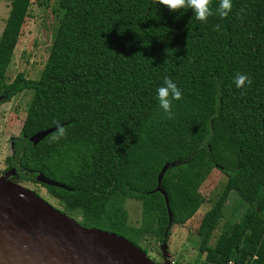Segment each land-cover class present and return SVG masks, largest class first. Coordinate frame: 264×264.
<instances>
[{"label":"trees","instance_id":"trees-1","mask_svg":"<svg viewBox=\"0 0 264 264\" xmlns=\"http://www.w3.org/2000/svg\"><path fill=\"white\" fill-rule=\"evenodd\" d=\"M7 1L0 105L32 93L6 158L15 178L37 183L42 174L65 186L41 185L85 229L114 233L137 248L144 234L156 235L164 261L168 214L155 191L163 167L170 229L194 216L205 201L199 188L218 170L226 182L197 227L198 255L203 264H264V0H232L225 19L216 14L219 0H211L213 15L204 23L191 10L169 12L152 0H58L63 14L39 79L19 73L10 83L6 71L31 0ZM237 74L251 83L238 89ZM165 77L182 94L172 102V119L157 99ZM58 126L63 138L52 139L56 129L29 141ZM231 192L246 209L210 246ZM127 199L141 203L139 227L127 223Z\"/></svg>","mask_w":264,"mask_h":264},{"label":"rangeland","instance_id":"rangeland-1","mask_svg":"<svg viewBox=\"0 0 264 264\" xmlns=\"http://www.w3.org/2000/svg\"><path fill=\"white\" fill-rule=\"evenodd\" d=\"M7 1V0H5ZM0 0V36L6 18L9 15L10 1ZM58 0H31L28 16L21 28V34L13 52V58L6 71V82L10 83L22 73L26 79L38 80L53 43V34L58 24L62 10L57 7ZM30 91L15 95L10 101L0 105V179L8 180L25 188L40 198L46 199L56 209L62 210L58 201L49 195L44 187L38 183L22 182L16 177L9 176L6 158L12 155L10 139L20 133L26 115V109L31 98ZM226 178L218 170H212L199 188L205 201L194 216L187 221H176L170 229L167 251L170 264H203L204 255H198V239L196 230L204 213H206L218 195L222 192ZM125 209L128 213L127 223L132 227H139L142 218V208L139 201L127 199ZM246 204L231 192L224 206V218L214 231L209 245L213 246L222 226L226 222H237L243 215ZM74 218V217H73ZM78 216L74 219L78 220ZM160 242L156 235L146 233L139 241L140 248L147 250V257L153 264H161L158 246Z\"/></svg>","mask_w":264,"mask_h":264},{"label":"water","instance_id":"water-1","mask_svg":"<svg viewBox=\"0 0 264 264\" xmlns=\"http://www.w3.org/2000/svg\"><path fill=\"white\" fill-rule=\"evenodd\" d=\"M57 128L34 134L29 141L35 145ZM168 214L161 251L167 252L166 234L172 224L167 194L160 187ZM9 176L15 169L8 171ZM41 185L66 189L45 178L35 177ZM69 190V189H67ZM0 264H153L140 249L127 239L98 229H85L64 215L52 204L31 191L6 179H0ZM161 264H170L166 259Z\"/></svg>","mask_w":264,"mask_h":264},{"label":"clouds","instance_id":"clouds-1","mask_svg":"<svg viewBox=\"0 0 264 264\" xmlns=\"http://www.w3.org/2000/svg\"><path fill=\"white\" fill-rule=\"evenodd\" d=\"M153 4L161 5L169 12H179L181 9L191 10L194 18L202 23L207 22L208 18L213 15L210 8L211 0H152ZM232 12V0H219V6L216 14L225 19ZM243 12V9H241ZM219 29V26H217ZM234 83L238 89H243L251 80L244 74H237L234 77ZM182 98L181 91L172 79L165 77L163 85L157 89V99L159 106L166 114L168 119L173 118L172 102ZM66 135V130L58 126L57 131L53 133L52 139L59 140Z\"/></svg>","mask_w":264,"mask_h":264},{"label":"flooded vegetation","instance_id":"flooded-vegetation-1","mask_svg":"<svg viewBox=\"0 0 264 264\" xmlns=\"http://www.w3.org/2000/svg\"><path fill=\"white\" fill-rule=\"evenodd\" d=\"M11 144V149H12V143L10 142ZM13 153V152H12ZM16 169V168H15ZM41 185V184H40ZM45 189V188H44ZM46 191V190H45ZM47 192V191H46ZM44 199V198H43ZM45 201H47L46 199H44ZM48 202V201H47ZM50 203V202H49Z\"/></svg>","mask_w":264,"mask_h":264},{"label":"crops","instance_id":"crops-1","mask_svg":"<svg viewBox=\"0 0 264 264\" xmlns=\"http://www.w3.org/2000/svg\"><path fill=\"white\" fill-rule=\"evenodd\" d=\"M5 1V0H4ZM5 3H9L8 1H5Z\"/></svg>","mask_w":264,"mask_h":264},{"label":"built area","instance_id":"built-area-1","mask_svg":"<svg viewBox=\"0 0 264 264\" xmlns=\"http://www.w3.org/2000/svg\"><path fill=\"white\" fill-rule=\"evenodd\" d=\"M228 264H233L232 262L228 263Z\"/></svg>","mask_w":264,"mask_h":264}]
</instances>
